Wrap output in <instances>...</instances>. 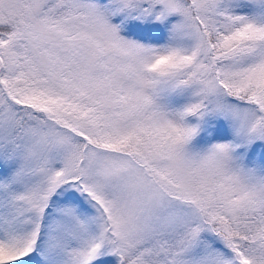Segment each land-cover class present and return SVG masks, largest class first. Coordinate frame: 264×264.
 Wrapping results in <instances>:
<instances>
[{"label":"snow or ice","instance_id":"obj_1","mask_svg":"<svg viewBox=\"0 0 264 264\" xmlns=\"http://www.w3.org/2000/svg\"><path fill=\"white\" fill-rule=\"evenodd\" d=\"M0 264H264V0H0Z\"/></svg>","mask_w":264,"mask_h":264}]
</instances>
